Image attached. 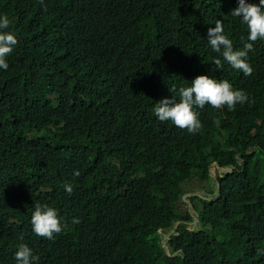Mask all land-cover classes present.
I'll list each match as a JSON object with an SVG mask.
<instances>
[{
    "label": "trees",
    "instance_id": "trees-1",
    "mask_svg": "<svg viewBox=\"0 0 264 264\" xmlns=\"http://www.w3.org/2000/svg\"><path fill=\"white\" fill-rule=\"evenodd\" d=\"M237 5L0 0L18 40L0 69V264H16L20 244L35 264H264V40L247 76L207 40L220 19L234 49L249 42ZM199 75L248 101L197 109L196 134L159 121L155 103ZM213 162L232 169L211 177ZM195 182L210 198L190 196L194 214L177 202ZM37 202L64 226L53 240L32 231ZM176 219L169 256L156 228Z\"/></svg>",
    "mask_w": 264,
    "mask_h": 264
},
{
    "label": "clouds",
    "instance_id": "clouds-1",
    "mask_svg": "<svg viewBox=\"0 0 264 264\" xmlns=\"http://www.w3.org/2000/svg\"><path fill=\"white\" fill-rule=\"evenodd\" d=\"M39 3L42 7L44 6V0H39ZM231 15L239 17L241 23L246 26L247 40L249 42L244 43L241 49H234L232 40L224 34L223 22L220 19L216 20L214 27L207 29V40L211 49L219 53L223 60L232 68L241 71L245 76L251 75L253 69L248 62V54L253 51V43L255 41L258 39L264 40V0H259V4L238 0V5L231 10ZM10 24L11 21L7 14H0V69L4 70L9 67L6 58L13 52L14 47L18 43L16 36L7 30ZM213 63L217 69L223 66L221 59H214ZM247 101V94L243 90H234L228 80H217L207 75H199L191 81L190 86L179 89L178 100L174 95L172 98H164L155 103L153 111L159 121H171L176 127L186 129L190 134H196L203 127L198 118L197 109H203L205 105H210L216 110L227 107L231 111L237 104L243 105ZM212 165L216 166V171L232 169V167H219L216 162H213L209 168L211 177L216 176H212ZM74 174L78 176L79 172ZM64 188L68 195L72 194L73 186L71 184H64ZM194 190L201 189L196 188ZM194 190H191V187L186 188L177 203L180 206L183 204V208H188L195 214L192 205L185 206L186 201H183L187 197L189 204H192L189 198L192 195H197L193 194ZM189 191L190 195H188ZM199 196L208 197L210 194H207L206 191L204 195ZM33 207L34 210L30 220L32 231L37 236L53 240L56 234H60L63 231L64 227L57 210L47 204L38 202ZM196 221L197 218L194 216V220L190 222L188 229L196 227ZM79 222L78 218L72 220L73 224H78ZM180 222V219H176L169 228L162 226L156 228L161 245L169 256H175L179 253V251H171L167 244L173 235L178 234L176 229ZM163 238H166V240L162 241ZM260 254H264V252ZM14 259L16 264H35L38 257L33 254L28 246L20 244L14 253Z\"/></svg>",
    "mask_w": 264,
    "mask_h": 264
},
{
    "label": "rangeland",
    "instance_id": "rangeland-1",
    "mask_svg": "<svg viewBox=\"0 0 264 264\" xmlns=\"http://www.w3.org/2000/svg\"><path fill=\"white\" fill-rule=\"evenodd\" d=\"M216 166H214V165H212V168H211V173H212V176H215L216 175ZM197 185H199V184H197V182H195V183H192V187H191V190H194V187L195 186H197ZM207 191V185L206 184H204V188L203 189H201V190H194L193 191V194H197V195H204V193ZM188 195H190V191L188 192ZM208 197H210V196H208ZM183 201H186L185 202V206H190L191 204H189V200H187V197H185L184 199H183ZM164 240H166V238H163L162 239V241H164Z\"/></svg>",
    "mask_w": 264,
    "mask_h": 264
}]
</instances>
